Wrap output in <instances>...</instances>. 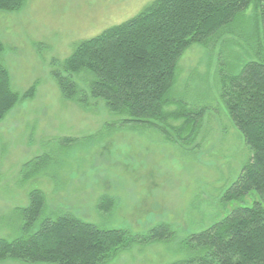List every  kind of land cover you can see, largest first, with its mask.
I'll return each instance as SVG.
<instances>
[{
    "label": "rangeland",
    "instance_id": "obj_1",
    "mask_svg": "<svg viewBox=\"0 0 264 264\" xmlns=\"http://www.w3.org/2000/svg\"><path fill=\"white\" fill-rule=\"evenodd\" d=\"M152 1L26 0L19 10L0 11V60L12 88L24 93L37 82L35 96L20 100L0 121V239L21 236L20 209L29 206L35 189L46 196L41 219L70 214L130 235L146 234L160 223L176 231L168 241L134 243L104 264L184 258L187 237L224 213L221 198L251 154L219 95L223 68L237 63L242 46L255 47L243 23L207 44L191 45L179 59L171 96L209 109L196 141L188 145L169 140L159 122L125 121L102 100H91L86 108L65 99L52 75L55 70L66 74L63 63L77 43L131 19ZM251 15L248 10L245 18ZM44 154L49 162L25 177L23 165ZM102 196L115 201L110 211L99 208ZM238 205L245 203H230Z\"/></svg>",
    "mask_w": 264,
    "mask_h": 264
},
{
    "label": "trees",
    "instance_id": "obj_2",
    "mask_svg": "<svg viewBox=\"0 0 264 264\" xmlns=\"http://www.w3.org/2000/svg\"><path fill=\"white\" fill-rule=\"evenodd\" d=\"M25 1L0 0V11L19 10ZM248 10L250 19L245 18ZM242 23L255 47L242 46L244 56L230 62V69L223 68L219 95L251 154L221 198L226 214L191 233L184 242L185 257L167 264H264V0H153L131 19L77 43L63 63L66 74L52 73L65 99H76L86 108L91 100H102L125 121L159 122L169 140L188 145L196 141L209 109L171 96L179 59L191 45L207 44ZM36 90L37 82L24 93L14 91L0 60V121ZM49 160L48 154L35 157L23 165L22 173L29 178ZM234 201L245 205L230 207ZM114 205L102 196L99 208L110 211ZM45 206L44 192L31 191L29 206L20 209L21 236L0 239V263L104 264L134 243L176 237L168 223L130 235L127 229H103L70 214L41 219Z\"/></svg>",
    "mask_w": 264,
    "mask_h": 264
}]
</instances>
